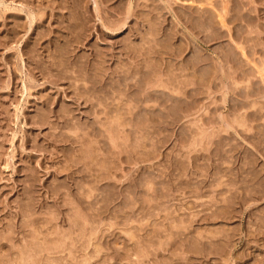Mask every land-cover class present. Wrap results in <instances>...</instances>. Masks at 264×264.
Listing matches in <instances>:
<instances>
[{"label": "rangeland", "instance_id": "374dc122", "mask_svg": "<svg viewBox=\"0 0 264 264\" xmlns=\"http://www.w3.org/2000/svg\"><path fill=\"white\" fill-rule=\"evenodd\" d=\"M0 264H264V0H0Z\"/></svg>", "mask_w": 264, "mask_h": 264}, {"label": "bare ground", "instance_id": "6f19581e", "mask_svg": "<svg viewBox=\"0 0 264 264\" xmlns=\"http://www.w3.org/2000/svg\"><path fill=\"white\" fill-rule=\"evenodd\" d=\"M226 5V4H225ZM224 8V7H223Z\"/></svg>", "mask_w": 264, "mask_h": 264}]
</instances>
